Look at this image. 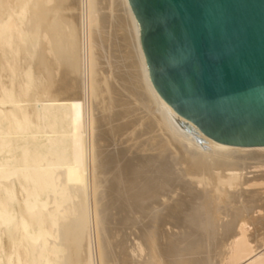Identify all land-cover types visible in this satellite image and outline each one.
<instances>
[{
  "label": "bare ground",
  "instance_id": "1",
  "mask_svg": "<svg viewBox=\"0 0 264 264\" xmlns=\"http://www.w3.org/2000/svg\"><path fill=\"white\" fill-rule=\"evenodd\" d=\"M104 1L99 20L102 0H0V264H264V146L217 143L179 116L128 0ZM119 38L137 119L102 74ZM89 97L107 99L103 124ZM108 203L131 240L110 237Z\"/></svg>",
  "mask_w": 264,
  "mask_h": 264
},
{
  "label": "water",
  "instance_id": "2",
  "mask_svg": "<svg viewBox=\"0 0 264 264\" xmlns=\"http://www.w3.org/2000/svg\"><path fill=\"white\" fill-rule=\"evenodd\" d=\"M149 79L206 137L264 146V0H128Z\"/></svg>",
  "mask_w": 264,
  "mask_h": 264
},
{
  "label": "rangeland",
  "instance_id": "3",
  "mask_svg": "<svg viewBox=\"0 0 264 264\" xmlns=\"http://www.w3.org/2000/svg\"><path fill=\"white\" fill-rule=\"evenodd\" d=\"M6 1V4L7 5H14V4H16L17 3V1L18 0H5ZM105 4V1L104 0H102V2H101V5L99 6L100 8V11H98L99 12V20L100 19H102V17H104V16H106L105 14H107L108 13V10H106V9H108V8H106V4ZM39 6V5H38ZM37 5L35 6V8H37L38 7ZM102 7V8H101ZM34 8V9H35ZM33 9V10H34ZM102 9H104L103 11H101ZM102 13V14H101ZM104 15V16H103ZM118 45V46H117ZM119 47V48H118ZM119 50H118V49ZM122 48V49H121ZM115 49V50H114ZM109 50V51H108ZM106 51H108L107 52V54H109L108 55V60H109V63L111 62V66H110V69H109V67H106L107 65L106 64H104L102 67H103V70H102V74H104L103 76H104V78L105 79H107L106 81H108L109 82V84H112L115 88H117V93H116V95L114 96V98L115 99H122V100H125V101H128V102H130V104H129V106L131 107H135V110H134V112L132 113V115H131V117H130V119H132V118H134V119H137V118H139V116L141 117V115H143V113H142V110L140 109V107H137L136 105H138V103L137 104H135L137 101H134V97L129 93V90H128V88L126 89V85H125V83H127L129 80L130 81H132L133 80V78H134V76H135V73H134V71H133V68L131 67V59H127L126 58V52H127V49L125 48V46H124V43H123V41L119 38L117 41H116V45L114 46V47H111V48H109L108 46H106ZM123 51V52H122ZM117 52V53H116ZM120 52V53H119ZM112 53V54H111ZM114 53V54H113ZM113 55V57L114 58H112L111 56ZM110 56V57H109ZM119 56H121V58L119 57ZM120 58V59H119ZM113 59V60H112ZM117 59V60H116ZM116 60V61H115ZM120 60V61H119ZM123 60V61H122ZM37 62H38V57H36L35 59H34V61H33V64H34V67H36V66H38V64H37ZM116 63H118V64H116ZM124 63V64H123ZM105 66V67H104ZM119 68H118V67ZM107 68V69H106ZM114 68V69H113ZM106 69V70H105ZM124 69V70H123ZM111 70V71H110ZM117 70V72H115V71ZM125 70H127V71H125ZM63 71V68L60 70V72H62ZM105 71H108V75L105 73ZM113 73V74H111V73ZM115 72V73H114ZM120 73H122V74H120ZM128 73V74H127ZM43 74H44V77H45V74L47 75V73H45V72H43ZM119 74V76H121L122 78H123V81L121 80V79H118L116 76ZM106 75V76H105ZM125 75V76H124ZM113 76V77H112ZM128 76V77H127ZM133 76V77H132ZM59 77V74H58V76H56L55 77V79H57ZM110 77V78H109ZM132 77V78H131ZM114 79V80H113ZM127 79H129V80H127ZM112 80V81H111ZM118 81H119V83H118ZM129 81V82H130ZM81 82V81H80ZM117 83V84H116ZM122 83V84H121ZM115 84V85H114ZM118 84H120V86L118 85ZM106 88V87H105ZM107 89V88H106ZM121 90H123V91H121ZM120 94H121V96H120ZM105 95H107L106 93H105ZM128 96H130V97H128ZM124 97V98H123ZM100 101L98 98L97 99H92V97H89V103H91V105L93 104V105H95V104H97V103H95V101ZM105 101L107 100L106 98L104 99ZM94 101V102H93ZM97 101V102H98ZM104 101V102H105ZM104 102H98V104L97 105H99V106H97L96 105V107H94L93 105H92V107H93V112L92 113H94L93 114V116H94V118L95 119H97L96 121L97 122H100L101 124H103L104 122H103V119L101 118L102 116H104V114H108V112L106 113L105 111H103L102 110V104L104 103ZM107 102V101H106ZM135 102V103H134ZM95 103V104H94ZM105 104V103H104ZM102 105V106H101ZM100 107V108H99ZM95 108L97 109V110H99L100 109V111H97V110H95ZM119 108H121L117 103H114L113 104V110L114 111H117V110H120ZM116 109V110H115ZM95 110V111H94ZM101 110H102V112H101ZM112 110V111H113ZM141 111V114H140V111ZM103 114V115H102ZM96 115V116H95ZM99 115H101V116H99ZM133 116V117H132ZM99 119V120H98ZM102 119V120H101ZM123 120H127V119H123ZM176 125L182 130V132L188 137V138H190V139H192L197 145H199V146H203V144H204V142L203 141H201V139H199L197 136H195L192 132H191V130H188L187 128H185V127H183V126H181V125H179L177 122H176ZM107 126L106 125H103V126H101V128H106ZM136 128H140V127H138V126H136ZM190 136V137H189ZM252 170V169H251ZM249 171V170H248ZM92 169H91V171L89 172V175H91L92 176ZM251 174V173H250ZM250 174H247V176H252V174L250 175ZM90 177V176H89ZM91 178V179H90ZM89 178V180H88V182L90 183L89 184V190H88V192H89V196H91L92 198H93V194H91L92 193V188L91 187H93L91 184H93V181H92V177H90ZM91 190V191H90ZM89 198L90 200H89V204L92 206V204H94L93 202L94 201H92V200H94V199H92V198ZM109 201V203H111V199H109L108 200ZM108 203V212H107V214H108V216H109V218H108V230H109V232H110V237L111 238H114L116 235H115V232L118 234L119 232V236L116 238V239H120V240H124V241H126V239H127V237H129V231H130V229L127 227V226H125V228L123 227V225L122 224H120V223H118V222H116V220H115V209L113 208V205L112 204H109ZM94 207V206H93ZM93 207H91V209L93 208ZM91 215H92V213H91ZM110 222V223H109ZM120 224V225H122V226H120V225H118V224ZM117 224V225H116ZM110 225V226H109ZM115 226V227H114ZM118 228H120V229H118ZM124 229H123V228ZM115 228V229H114ZM117 228V229H116ZM119 230V231H118ZM128 230V231H127ZM114 232V233H113ZM115 235V236H114ZM128 235V236H127ZM92 236H94L93 237V240H96V235H94V233H93V235ZM112 236H114V237H112ZM131 237H129V239H130ZM111 240H114V239H111ZM128 240V239H127ZM131 240V239H130ZM95 256H96V254H95Z\"/></svg>",
  "mask_w": 264,
  "mask_h": 264
}]
</instances>
